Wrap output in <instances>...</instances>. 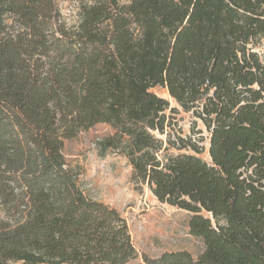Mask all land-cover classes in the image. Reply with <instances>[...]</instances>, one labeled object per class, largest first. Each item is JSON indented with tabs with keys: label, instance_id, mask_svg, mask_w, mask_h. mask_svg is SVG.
Segmentation results:
<instances>
[{
	"label": "trees",
	"instance_id": "16d2710c",
	"mask_svg": "<svg viewBox=\"0 0 264 264\" xmlns=\"http://www.w3.org/2000/svg\"><path fill=\"white\" fill-rule=\"evenodd\" d=\"M0 0V264H127L126 221L86 196L65 142L116 130L137 184L191 214L204 243L146 264H264V0ZM166 89L209 133L170 128ZM172 113L177 109H171ZM168 135V134H167ZM192 151V153H181Z\"/></svg>",
	"mask_w": 264,
	"mask_h": 264
},
{
	"label": "rangeland",
	"instance_id": "374dc122",
	"mask_svg": "<svg viewBox=\"0 0 264 264\" xmlns=\"http://www.w3.org/2000/svg\"><path fill=\"white\" fill-rule=\"evenodd\" d=\"M63 19L69 26L77 25L80 0H57ZM264 60V39L256 49ZM157 96L169 101L171 127L167 134L158 138L165 141L168 150L164 154H179L168 141L178 138L192 139L204 149L201 158L211 163L209 133L193 113H186L163 88L152 90ZM116 130L106 124L81 132L65 142L64 157L67 165L77 174L81 189L91 199L115 209L126 221L131 242L137 257L127 264H146L145 259H159L165 253L189 252L197 259L204 251L201 239L190 234L191 214L160 203L147 186L137 184L129 159L120 151H104L101 143L115 135ZM181 153H192L182 151Z\"/></svg>",
	"mask_w": 264,
	"mask_h": 264
}]
</instances>
